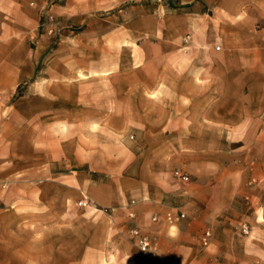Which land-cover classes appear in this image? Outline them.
I'll return each instance as SVG.
<instances>
[{
  "label": "crops",
  "instance_id": "crops-1",
  "mask_svg": "<svg viewBox=\"0 0 264 264\" xmlns=\"http://www.w3.org/2000/svg\"><path fill=\"white\" fill-rule=\"evenodd\" d=\"M214 1L209 14L196 6L184 12L194 0H180L176 17L188 25L166 34L189 42L176 60L167 53L165 74L129 81L144 86L127 92L126 78L119 80L120 94L139 98L114 110L115 131L132 132L140 156L124 152L117 182L89 185L92 203L71 217L68 234L56 213L28 228L17 211L8 213L0 264H264V0ZM30 2L0 0L1 83L19 78L10 42L35 25ZM15 149L20 160L0 150V180L29 175L31 150L45 152V144L34 150L22 138ZM38 162L45 178V156ZM83 162L94 177L104 173L94 153ZM168 212L185 217L170 224ZM132 228L152 242L149 251L138 249Z\"/></svg>",
  "mask_w": 264,
  "mask_h": 264
},
{
  "label": "rangeland",
  "instance_id": "rangeland-1",
  "mask_svg": "<svg viewBox=\"0 0 264 264\" xmlns=\"http://www.w3.org/2000/svg\"><path fill=\"white\" fill-rule=\"evenodd\" d=\"M179 2L31 0L36 23L10 42L19 78L0 82V150L20 160L15 148L27 138L34 150L45 144V152L31 150L29 175L0 180L4 225L10 212L17 211L27 221L25 228L39 216L52 221L56 213L62 233L68 234L71 217L76 220V213L92 203L89 185L117 182L124 152L134 150L140 156L143 149L132 132L115 131L120 115L114 110L130 107L132 99L139 98L137 93L120 94L119 80L126 78V92L132 85L139 89L144 84L129 81L165 74L167 53L175 60L181 56L189 35L166 34L167 27L188 25L176 17L184 7ZM213 2L194 0L184 12L196 6L211 14ZM168 44L179 48L168 50ZM107 128L109 135L103 132ZM88 152L103 170L100 176L94 177L83 162ZM39 155L45 156V178L39 175Z\"/></svg>",
  "mask_w": 264,
  "mask_h": 264
},
{
  "label": "built area",
  "instance_id": "built-area-1",
  "mask_svg": "<svg viewBox=\"0 0 264 264\" xmlns=\"http://www.w3.org/2000/svg\"><path fill=\"white\" fill-rule=\"evenodd\" d=\"M131 204H134V203L132 202ZM129 217L134 218V214L130 213ZM184 217H185V215L183 213L174 214L173 212H168L165 215V220L168 223L172 224L175 221L183 219ZM241 231L243 233L247 232V228L245 225L241 226ZM130 234L132 237L137 238V247L140 251L146 252V251H149L151 249L152 242L147 237L141 236L138 228H132L130 230ZM209 239H210V232L209 231L203 232L199 237L200 244L202 246H207L209 243ZM169 264H177V262L175 260H173Z\"/></svg>",
  "mask_w": 264,
  "mask_h": 264
}]
</instances>
